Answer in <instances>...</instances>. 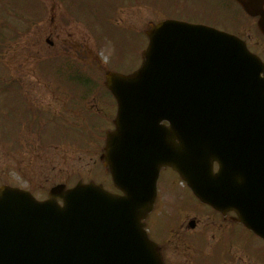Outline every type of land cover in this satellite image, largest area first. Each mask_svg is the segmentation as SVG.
<instances>
[{
  "label": "water",
  "instance_id": "95a60500",
  "mask_svg": "<svg viewBox=\"0 0 264 264\" xmlns=\"http://www.w3.org/2000/svg\"><path fill=\"white\" fill-rule=\"evenodd\" d=\"M236 1L264 33V0ZM144 32L138 68L104 77L117 111L101 158L122 194L78 182L38 200L0 186V264H162L141 219L166 165L213 206L244 205L248 157L264 167V152L249 151L264 147V61L205 24L167 18ZM222 127L235 138L232 151L217 136Z\"/></svg>",
  "mask_w": 264,
  "mask_h": 264
},
{
  "label": "rangeland",
  "instance_id": "374dc122",
  "mask_svg": "<svg viewBox=\"0 0 264 264\" xmlns=\"http://www.w3.org/2000/svg\"><path fill=\"white\" fill-rule=\"evenodd\" d=\"M237 9L231 0H0V77L7 79L12 72L16 75L25 71L26 82L30 85L47 83V79L43 80L39 76L37 57L53 53L60 55L63 51L74 53L75 60L84 69L99 64L93 68L92 82L102 81L105 69L112 68L122 72L133 70L140 63V50L147 43L144 28L148 22L157 21L166 15L227 29L244 37L250 49L264 57V37L256 30L253 19L247 18ZM46 37L53 40L52 46L45 41ZM77 62L72 63L62 56L46 57L42 64L43 77L45 78L44 74L53 79L67 76L60 69L68 66L82 70ZM0 85L9 86L11 82L5 80ZM32 88L38 89V86H30L25 90L27 97L24 104L27 102L33 105L41 113L40 105L32 98L46 96L39 95L43 90L33 91ZM37 115L34 113L29 116V119H34L35 124ZM49 118L50 114L43 115V120ZM2 124L0 133L7 136L4 123ZM36 129V125L34 128L30 127L31 132ZM12 135L20 136L16 130H13ZM25 136L30 138L29 134ZM47 141L48 137L44 139V142ZM55 141H59L60 147L69 152L76 147V142L68 136H61ZM45 147L48 148V145L45 144ZM25 148L26 144L22 142L20 149ZM50 154L63 162L58 150L54 149ZM25 156H28L26 152L23 154ZM100 166L98 162H92L81 174L88 176L86 180L95 179L112 187L109 174ZM73 171L75 170L66 167L60 172L59 180L68 179ZM46 174L48 180L55 175L54 172ZM1 178L0 182L10 179L12 183L29 187L39 197L46 194L48 184L51 183L41 184L43 186L39 187L40 192L34 185L36 180L29 185L13 176V172H7V169ZM159 221L162 225L165 217L160 215ZM148 233L154 237L151 227L148 228Z\"/></svg>",
  "mask_w": 264,
  "mask_h": 264
},
{
  "label": "flooded vegetation",
  "instance_id": "af4514ba",
  "mask_svg": "<svg viewBox=\"0 0 264 264\" xmlns=\"http://www.w3.org/2000/svg\"><path fill=\"white\" fill-rule=\"evenodd\" d=\"M23 74L24 71L16 75L12 72L11 79L16 82L8 86L9 91L12 87L22 91L17 94L18 105L11 108V134L15 129L24 131L30 140L18 156L10 154L8 162L12 165L16 164L13 161L19 165L22 162L26 164L36 183L45 168L58 167L59 157L44 154L46 132L42 128L45 125L38 121L44 114H50V117L57 118L52 122L58 130L49 134L70 133L81 146L71 151V157L62 156L64 165L84 171L90 163H99L104 140L102 135L116 110L115 101L105 85L44 82L30 85L24 81ZM30 86H38L44 91L39 95L46 96L32 98L41 109L40 114L37 109L34 112L38 114L37 126L40 129L37 132L28 130L29 119L25 116V90ZM38 89L32 88L33 91ZM25 152H29L26 158L23 157ZM213 168L217 170V163ZM249 175L258 177V181L249 184L246 213H243L240 209L215 208L199 200L174 170L170 167L161 169L156 204L144 222L147 229L151 227L154 232V239L150 237L157 242L163 264H264V172L249 167ZM160 215L165 217L162 225Z\"/></svg>",
  "mask_w": 264,
  "mask_h": 264
}]
</instances>
